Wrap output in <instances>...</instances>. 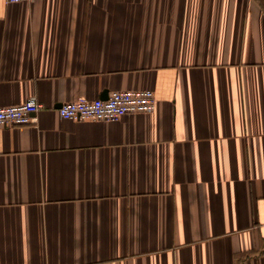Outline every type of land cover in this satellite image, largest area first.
I'll return each mask as SVG.
<instances>
[{
    "label": "crops",
    "instance_id": "obj_1",
    "mask_svg": "<svg viewBox=\"0 0 264 264\" xmlns=\"http://www.w3.org/2000/svg\"><path fill=\"white\" fill-rule=\"evenodd\" d=\"M33 97L0 128V264H264V0H0V108Z\"/></svg>",
    "mask_w": 264,
    "mask_h": 264
},
{
    "label": "built area",
    "instance_id": "obj_2",
    "mask_svg": "<svg viewBox=\"0 0 264 264\" xmlns=\"http://www.w3.org/2000/svg\"><path fill=\"white\" fill-rule=\"evenodd\" d=\"M35 0H7L8 3ZM158 100L152 90L113 91L107 99L80 97L57 108L66 120L115 122L127 115L149 114L156 110ZM44 106L35 97L25 103L0 108V128L26 126Z\"/></svg>",
    "mask_w": 264,
    "mask_h": 264
},
{
    "label": "water",
    "instance_id": "obj_3",
    "mask_svg": "<svg viewBox=\"0 0 264 264\" xmlns=\"http://www.w3.org/2000/svg\"><path fill=\"white\" fill-rule=\"evenodd\" d=\"M108 98V96H105V98H103V99H107ZM60 107V106H59Z\"/></svg>",
    "mask_w": 264,
    "mask_h": 264
}]
</instances>
